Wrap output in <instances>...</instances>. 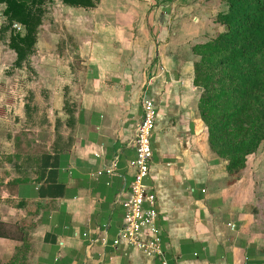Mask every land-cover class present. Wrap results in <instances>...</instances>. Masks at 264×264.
I'll use <instances>...</instances> for the list:
<instances>
[{"label":"crops","instance_id":"crops-1","mask_svg":"<svg viewBox=\"0 0 264 264\" xmlns=\"http://www.w3.org/2000/svg\"><path fill=\"white\" fill-rule=\"evenodd\" d=\"M140 1L99 0L84 9L56 0L66 42L61 47L46 22L39 45L56 118L42 133L48 138L34 146L40 151L22 159L14 191L5 188L12 178L0 182L3 198L16 205L0 207L20 215L30 232V264H264L262 202H244L212 152L200 115L190 43L204 25L161 27L164 16ZM143 97L157 109L146 179L157 197L161 254L155 257L115 245L134 181L130 162ZM112 165L114 172L104 173Z\"/></svg>","mask_w":264,"mask_h":264},{"label":"rangeland","instance_id":"rangeland-1","mask_svg":"<svg viewBox=\"0 0 264 264\" xmlns=\"http://www.w3.org/2000/svg\"><path fill=\"white\" fill-rule=\"evenodd\" d=\"M140 2L148 4L149 9L147 10L149 12L164 16L158 19L161 21V27H173V21H175L174 27L176 28L179 27L181 22L183 24L187 22L198 24L201 21L204 27L200 33H204L196 35L190 43L192 53L196 57L194 66L201 59L196 54L195 49L198 50L197 47L207 44L224 31V28L216 22L217 16L227 10V5L223 4L221 0H141ZM59 9L56 2L52 4L46 22L53 33H58L61 36L58 43L61 45L63 40L66 42L67 38H62L65 32L62 26L64 24L61 18L62 11H59ZM3 10L4 6H1L0 11ZM56 14H58V17H56ZM179 14L182 18L178 17ZM6 24V17L1 16L0 29ZM15 24L22 27L20 32L14 28ZM14 25L15 33H25L23 25L18 22H15ZM43 31L44 29H42ZM9 38L10 31L7 32L6 38L0 42V182L2 181L1 185L6 186L3 181L12 178L11 180L15 181L13 183L11 181V186L5 188L14 191L15 185L22 180L18 177H20L19 173L25 165V161H22L23 158H26L24 154H37L40 151L39 148H34V146H39V143H36L38 140L48 138L47 134L42 137V133L49 130L51 118L55 120L56 116L54 115L55 102L49 100L44 78L40 75L39 65H47L45 54L40 53V41L35 54L23 62L21 67H17V55L9 47ZM49 48L52 47L49 46ZM55 55L50 52L48 58L54 59ZM199 90L201 99L202 93L201 89ZM207 108L208 111H212L210 105H207ZM247 125V133L250 135L255 131L254 121L250 120ZM205 127L209 142V129L206 124ZM230 131L229 137L220 143L218 151L213 150L211 146L210 148L214 155L226 164L227 168L230 159L233 157L238 156L245 161L243 168L238 171H228L227 169L230 179L237 182V188L244 195V202L247 199H252L254 204L262 202L261 206L264 208V143L254 153L238 155L234 146L244 138L246 133L242 131L239 133V131L232 128ZM1 191L0 205L5 203L15 207V200L3 198L4 194L2 195L3 191ZM2 213L6 219H10L6 223L5 231L11 234L13 239H21V242H15L19 240L0 239V264H30L34 250L29 236L30 232L26 230L27 227L23 220L18 219L20 215H13L6 206L0 207V218L3 216ZM260 223L264 225V218L263 221L260 220ZM25 234H28V236Z\"/></svg>","mask_w":264,"mask_h":264},{"label":"trees","instance_id":"trees-1","mask_svg":"<svg viewBox=\"0 0 264 264\" xmlns=\"http://www.w3.org/2000/svg\"><path fill=\"white\" fill-rule=\"evenodd\" d=\"M60 1L84 9H93L99 3V0ZM55 2L0 0V7L4 6L0 17L7 20L0 29V42L10 31L9 47L17 55V67L37 51L42 27L50 15V6ZM221 2L227 5V10L217 16L216 22L224 31L195 49L201 57L194 66L195 86L201 89L199 110L209 129L211 148L218 151L232 128L246 133L234 146L237 154L243 155L256 152L264 143V0ZM15 22L23 25L25 33H15ZM207 105L212 111H208ZM68 106L76 109L71 99ZM250 120L254 121L255 131L248 135ZM244 165L245 161L236 156L230 159L227 169L238 171ZM5 227L6 223L0 221V239H13Z\"/></svg>","mask_w":264,"mask_h":264},{"label":"built area","instance_id":"built-area-1","mask_svg":"<svg viewBox=\"0 0 264 264\" xmlns=\"http://www.w3.org/2000/svg\"><path fill=\"white\" fill-rule=\"evenodd\" d=\"M14 28L18 32L22 30L19 24H15ZM142 110V119L135 130L133 140L136 158L130 162V167L135 172L134 181L129 197L123 202L125 222L115 245L124 243L144 252L149 257H155L161 254L160 230L157 226V197L146 184V179L150 174L153 159L152 139L156 130L157 109L153 100L143 97ZM113 172V165L104 169L106 174L110 175ZM146 232L151 235L149 242L144 240ZM161 264H168V262L163 259Z\"/></svg>","mask_w":264,"mask_h":264}]
</instances>
